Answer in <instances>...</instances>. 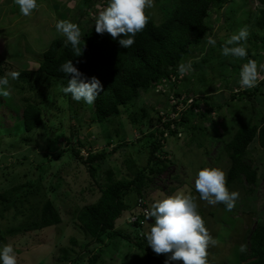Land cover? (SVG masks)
Instances as JSON below:
<instances>
[{
  "label": "rangeland",
  "instance_id": "obj_1",
  "mask_svg": "<svg viewBox=\"0 0 264 264\" xmlns=\"http://www.w3.org/2000/svg\"><path fill=\"white\" fill-rule=\"evenodd\" d=\"M104 1L106 0H38V9L31 16L25 17L20 15L13 0H0V76L11 71L31 72L28 83L22 76L17 80L10 79L7 86L10 95H0V192L41 177L42 186L45 188L44 197L50 199L62 214V222L58 225L9 235L7 229L27 220V213H31L18 215L15 208L2 213L0 207V246L11 244L18 264H85L94 244L84 247L91 242L92 237L79 223L77 215L83 207L98 201L101 195L100 183L105 176L102 171L114 167L119 172L117 177L121 179L129 174L126 163L128 160L136 161L141 167L147 164V154L140 149L143 148L142 143L135 142L144 135H150L158 127L162 128L161 123L168 119L179 118L182 111L187 110L188 103H178L175 90L181 91L179 98H188V102H193L196 96L199 98L204 95H210V101L217 102L220 92L229 90L227 85L230 81H235L231 86L232 90H242L238 83L239 72L247 60L223 56L220 44L225 43L241 28H247L249 35L257 33L264 37V30L254 26V15L258 12L257 3L250 0H231L219 13L210 14L212 31L208 37L214 38L216 45H206L204 51L200 50L201 47L194 49L188 59L192 62V70L180 76L181 81H177L178 88L171 90L170 85L163 83L156 88L143 89L139 97L128 105H132L128 110L121 107V114L114 124L94 123L93 104L74 101L71 95L63 93L62 82L47 80L38 70L40 56L51 41L58 37L64 38L56 32L55 23L58 20L74 22L83 34L103 10ZM177 2L178 0H154V6L146 10L155 22L161 23L171 15ZM241 43L246 49H254L252 46L256 43V61L258 65L264 64V40L257 36H248L247 41ZM205 57L209 58V62L203 73L188 81L191 73L198 70L195 64ZM234 69L236 72H233ZM263 79L264 71H261L258 82ZM184 86L188 87L183 89ZM27 101L39 104L43 110L44 123L32 132L25 131L22 121V112ZM247 101L241 99L238 103L232 102L234 113H226L224 121V113L222 115L221 111H213V121L201 120L200 116L191 117L192 125L203 123L208 127L210 136L205 141L202 138L205 144L203 147H198L196 141L201 136L193 132L190 141V136L183 128H180L178 137H167L163 148L166 151L164 156L169 153L166 158H171L176 166L171 165V171L161 174L152 182L144 202L150 208L157 199L175 195L180 191L191 197L193 195L198 208L203 212L206 227L217 241L207 250L208 264H232L230 258L233 251L235 252L233 243L237 239L235 229L239 220L244 218L245 212L252 210L253 226L264 223V148L257 141L249 147L248 154L249 161L259 169L253 200L243 198L247 190L242 185L248 188L245 181L243 184L239 181L233 182L228 187L229 191L239 193V199L231 211H227L223 204L210 205L201 200L195 189L197 173L205 167L224 170L227 182L230 162L227 155L220 152V148L224 141L231 139L240 124V120L236 121V114L248 116L251 113L252 106ZM173 104L177 105L175 110L172 109ZM256 105L254 111L264 112V102ZM141 108L147 110V117L143 118L141 125H136L132 122L130 113L135 111L136 117L142 119L139 113ZM200 110H206V105L202 104L201 108L194 109ZM223 110L226 112L225 108ZM231 119L235 121L232 122ZM79 143L88 144L93 151L105 149L108 143L112 144L110 149H119L110 154L94 179L90 176L88 167L74 159L70 151L74 146L82 147ZM83 150L85 149L81 153L86 156ZM206 150H209L207 154ZM176 174H180L178 179L174 178ZM216 210L215 217L211 216L210 213ZM130 213L131 210L125 212L118 218L116 225L128 231L131 236H138L139 230L127 224ZM154 221L155 218H152L145 225L146 233ZM235 221L236 225L233 224ZM244 230L246 229L242 228V235ZM236 244L239 249L242 245L245 246L248 254H251L250 243L245 238H238ZM105 245H108L103 247L105 264H156L155 261L148 260L143 249L126 239L106 240ZM253 258L250 255L246 261Z\"/></svg>",
  "mask_w": 264,
  "mask_h": 264
},
{
  "label": "trees",
  "instance_id": "obj_2",
  "mask_svg": "<svg viewBox=\"0 0 264 264\" xmlns=\"http://www.w3.org/2000/svg\"><path fill=\"white\" fill-rule=\"evenodd\" d=\"M250 1H254L258 5V12L254 15L256 18L254 26L256 29L264 30V0ZM107 2L108 0L104 1V7ZM229 2L231 0H178L171 15L161 23L155 22L146 10V14L150 18L149 22L141 32L137 33L135 43L129 48L121 47L118 42L123 34L115 40L108 33L98 34L94 25L96 19H93L91 26L82 34L81 54L76 55L71 45L65 46V38H55L40 56L38 72L47 80L62 82L66 86L67 77L60 71V65L71 60L74 66L89 80L93 76L97 77L101 81L104 91L93 104L94 117L92 121L94 123L106 122L112 125L121 114V107L128 110L132 106L128 107V105L139 97L141 90L156 88L163 83L170 85L171 90L178 88L177 81H181L178 65L187 62L196 47H201V51L206 50V40L212 31L209 23L210 14L212 12L219 13ZM249 36H257L264 40V37H260L257 33ZM223 44L221 43L220 46ZM252 47L254 49L250 47L247 49L248 56L244 60L256 61L255 49L258 47L256 43ZM208 59L205 57L200 63L195 64L198 70L196 69L191 73L188 81L203 73L206 64L209 62ZM233 72H236L235 69ZM30 75L31 72L22 71L20 76L28 83ZM233 77L235 78V73H233ZM202 82L205 83V80ZM234 82H229L228 91L220 92L217 102L210 101L212 99L210 95L199 98L196 96L193 104L187 106V110L182 111L179 118L162 123L165 129H157L156 132L144 135L135 142L142 143L143 148L140 149L147 154L145 166L141 167L136 164V161L128 160L126 163L129 174L121 179L117 177L119 172L114 167L102 171L105 176L100 183L101 195L98 201L83 207L77 215L79 223L92 237L91 242L84 247L87 248L90 244H94L93 248H89L91 255L87 257L85 264H105L103 247L108 246L105 245L106 240L130 239L129 236L116 228V220L128 210L139 211L137 207L145 201L148 194L147 190L152 182L161 174L168 170L171 171L173 161L171 162L166 158L169 153L164 156L166 153L163 150L164 131L168 129V133L174 137L177 136L180 128H183L185 133L190 136V141L192 140L191 136L196 133L201 136V139L196 140L197 145L203 147L205 145L203 140L205 141L206 137L210 136L208 127L204 126L203 123L192 125L191 117L200 116L201 120L210 119L209 121H213V111H221L222 115L224 113V121L227 117L226 113L229 115L234 113L232 112L234 108L232 102L238 103L241 99L248 100L247 102L252 106L250 108L251 113L248 116H243L241 113L236 114V121L240 120V124L231 139L224 141L220 152L226 154L230 162L226 186L229 187L236 181L243 184L245 181L248 188L242 185L243 189L247 190L243 198L253 200L255 187L258 185L259 169L253 162L249 161L248 154L249 147L255 141L264 148V112L262 110L254 111L257 103L264 102V79L259 81L254 88L236 91L231 88ZM186 87L188 86H184L183 89ZM183 89L180 88V90ZM174 93L175 97L180 100L181 91L175 90ZM253 99L257 100L253 101ZM182 102L187 103V99ZM202 104L206 105V110L194 111L195 108H201ZM230 107L232 108L230 109ZM224 108L226 112H224ZM73 113L78 115L76 110H73ZM135 113V111L130 113L132 122L141 125L143 118L147 117V110L145 108L139 110L142 119L137 118ZM22 115L24 129L27 132L34 131L44 123L43 110L39 104L33 101L25 103ZM231 120L232 122L235 121V119ZM173 125L174 127H172ZM202 138L204 139L202 140ZM67 140L70 139L67 138ZM79 144L82 147L74 146L70 151L74 159L88 167L90 176L94 179L97 178L99 169L103 168L110 154L119 149L118 147L110 149L109 146L112 144L108 143L105 149L94 152L88 144ZM81 148L85 149L89 155L83 156ZM208 152L209 150L205 151L206 154ZM174 178L178 179L179 177L175 176ZM44 190L40 177L36 181L19 184L0 192L2 213L13 208L16 209L18 215L23 214L24 216L27 212L31 213L30 215L27 213V220L8 228L9 235L42 229V227L46 228L62 222V214L59 208L50 199L44 197ZM192 197L194 198L193 195ZM197 211L203 217V212L198 206ZM217 211L211 212L210 215L215 217ZM244 214V218H241L240 222L237 223L235 233H237L238 238L246 237L249 239L250 255L254 258L251 261H246L250 255L247 251L241 252L239 249L238 258L240 260L235 257L233 251L230 262L232 264H264V223L261 224L260 222L253 226L252 210ZM246 216L249 217L246 218ZM139 217L144 218V216ZM236 222L233 224L236 225ZM242 228L246 229L243 235L241 234ZM96 244L102 247L98 249ZM139 246L145 249L146 257L149 260H154L157 264H165L167 256L170 255L156 254L147 245L146 235L143 236ZM171 264H182V261L171 262Z\"/></svg>",
  "mask_w": 264,
  "mask_h": 264
},
{
  "label": "clouds",
  "instance_id": "obj_3",
  "mask_svg": "<svg viewBox=\"0 0 264 264\" xmlns=\"http://www.w3.org/2000/svg\"><path fill=\"white\" fill-rule=\"evenodd\" d=\"M13 3L18 7L20 15L25 17L31 16L39 7L38 0H13ZM153 6L154 0H108L107 5L96 17L95 31L98 34L108 33L114 40L123 34L118 42L121 47L129 48L135 43L137 33L141 32L149 22L150 18L146 14V9H150ZM55 30L65 38V46L71 45L76 55L81 54L80 42L82 33L76 23L68 20H58L55 23ZM248 36V29L241 28L225 41L222 45L221 54L225 57L232 56L243 60L248 56V52L241 42H246ZM206 45L215 46L216 40L209 36L207 37ZM191 70V61L182 62L178 65V72L181 76ZM60 71L67 77V84L62 91L66 95L70 94L74 101H83L88 105H92L104 91L103 85L97 77L93 76L89 80L85 74L74 66L71 60L62 63ZM261 71H264V64L258 65L255 60L248 59L246 63H243L238 80L240 88L249 89L256 87ZM20 74L18 71H11L5 76H0V95L5 97L10 95L7 90L10 79L17 80ZM186 99L188 106L193 104L194 100L193 102H188L189 99ZM186 99H180L178 103H183L182 101ZM175 105L173 104L172 107L174 110L177 107ZM161 126L162 128L158 127V129H165L162 123ZM164 132L165 147V143L168 140L167 137L171 135L168 133V129ZM83 152H85L84 155H89L85 150ZM168 159L172 162L171 158ZM173 162L171 165L176 166L175 162ZM179 175L176 174L174 176L179 177ZM195 189L199 193L201 200L206 201L210 205L222 203L227 211H231L239 199L237 191H229L226 186V173L220 168L205 167L200 169L195 178ZM144 202L138 205L139 211H131L127 220V224L139 230L138 236H131L128 231L118 228L116 225L118 230L129 236L130 239L126 238V240L138 245L140 249L145 251L144 248L139 246V243L143 236L146 235L147 245L156 254H170L167 256L165 264L179 261H182V264H208L207 250L210 245H215L217 241L211 236L204 218L197 211V204L193 197L180 191L175 195L157 199L150 208ZM139 216H144V218ZM152 218H155V221L151 223L152 226L146 233L144 231L145 225L151 222ZM242 238H245L250 243L248 238ZM237 239L233 245L235 247V257L240 260L238 258ZM240 251H246L245 246L242 245ZM0 264H18L16 252L11 244L0 246Z\"/></svg>",
  "mask_w": 264,
  "mask_h": 264
}]
</instances>
